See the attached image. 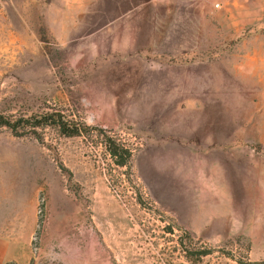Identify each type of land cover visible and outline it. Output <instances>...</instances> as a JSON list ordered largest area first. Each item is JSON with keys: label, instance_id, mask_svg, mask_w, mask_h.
<instances>
[{"label": "rangeland", "instance_id": "obj_1", "mask_svg": "<svg viewBox=\"0 0 264 264\" xmlns=\"http://www.w3.org/2000/svg\"><path fill=\"white\" fill-rule=\"evenodd\" d=\"M0 264L264 262V0H0ZM58 163L64 167L60 170Z\"/></svg>", "mask_w": 264, "mask_h": 264}, {"label": "trees", "instance_id": "obj_2", "mask_svg": "<svg viewBox=\"0 0 264 264\" xmlns=\"http://www.w3.org/2000/svg\"><path fill=\"white\" fill-rule=\"evenodd\" d=\"M5 129L15 138L32 137L42 143L41 131L53 130L59 137L76 138L87 136L96 132L103 137V145L118 168H130L131 150L124 145L115 135L105 133L96 128L89 127L82 120L68 116L63 110L51 108L40 112L27 114L23 111L9 113L8 110H0V130ZM60 170H65L61 163H58ZM186 241L180 242L179 246L184 258L191 264H199L201 260L210 254L209 250L196 247L185 233ZM248 264H264L248 263Z\"/></svg>", "mask_w": 264, "mask_h": 264}]
</instances>
